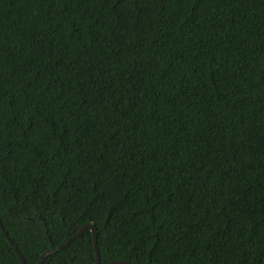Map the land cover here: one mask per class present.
<instances>
[{"label":"trees","instance_id":"trees-1","mask_svg":"<svg viewBox=\"0 0 264 264\" xmlns=\"http://www.w3.org/2000/svg\"><path fill=\"white\" fill-rule=\"evenodd\" d=\"M0 222L26 264L86 223L100 264H264V0H0Z\"/></svg>","mask_w":264,"mask_h":264},{"label":"water","instance_id":"water-1","mask_svg":"<svg viewBox=\"0 0 264 264\" xmlns=\"http://www.w3.org/2000/svg\"><path fill=\"white\" fill-rule=\"evenodd\" d=\"M0 229L4 235V237L7 239V241L10 243V245L12 246V248L14 249L15 253L17 254L20 263L21 264H26L22 254L20 253V251L17 249V247L13 244L12 240L10 239V237L8 236L7 232L5 231V229L3 228L2 223L0 222ZM85 230H89L92 233V238H93V244H94V249H95V256H96V263L95 264H100L99 262V253H98V248H97V244H96V229L94 227V225L92 223H86L84 225H82L73 235L69 236L67 239H65L60 245L47 249L45 250L40 256L39 259L37 261V264H42L43 259L51 254L54 253L55 251H57L58 249H61L64 245H66L69 241L75 239L76 237H78L79 235H81ZM126 263V264H135L133 261L130 260H112L110 261L108 264H113V263Z\"/></svg>","mask_w":264,"mask_h":264}]
</instances>
